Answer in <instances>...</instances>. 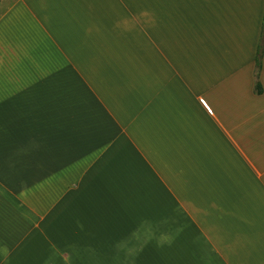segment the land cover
<instances>
[{"label":"crops","instance_id":"1","mask_svg":"<svg viewBox=\"0 0 264 264\" xmlns=\"http://www.w3.org/2000/svg\"><path fill=\"white\" fill-rule=\"evenodd\" d=\"M264 0H0V264H264Z\"/></svg>","mask_w":264,"mask_h":264},{"label":"trees","instance_id":"2","mask_svg":"<svg viewBox=\"0 0 264 264\" xmlns=\"http://www.w3.org/2000/svg\"><path fill=\"white\" fill-rule=\"evenodd\" d=\"M264 64V19L262 23V31H261V37L258 42L257 50H256V57H255V78L257 80L256 86H255V92L256 94H262V87L260 83L258 82L259 73L261 72Z\"/></svg>","mask_w":264,"mask_h":264}]
</instances>
